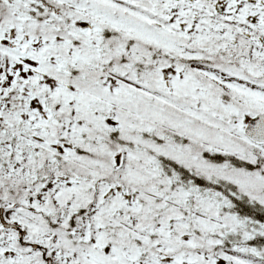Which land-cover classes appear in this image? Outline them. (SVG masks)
Wrapping results in <instances>:
<instances>
[{
  "label": "snow or ice",
  "instance_id": "1",
  "mask_svg": "<svg viewBox=\"0 0 264 264\" xmlns=\"http://www.w3.org/2000/svg\"><path fill=\"white\" fill-rule=\"evenodd\" d=\"M0 264H264V0H0Z\"/></svg>",
  "mask_w": 264,
  "mask_h": 264
}]
</instances>
